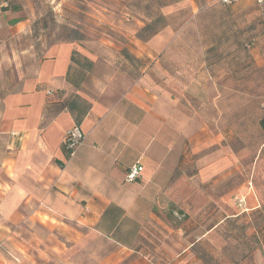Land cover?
I'll return each mask as SVG.
<instances>
[{"label":"rangeland","instance_id":"1","mask_svg":"<svg viewBox=\"0 0 264 264\" xmlns=\"http://www.w3.org/2000/svg\"><path fill=\"white\" fill-rule=\"evenodd\" d=\"M152 21L156 34L137 39ZM7 26L28 33L12 43L0 35L3 73H14V60L31 73L50 47L75 44L95 62L80 91L97 98L146 82L164 97L159 107L176 110L174 143L184 139L189 158L171 182L184 191L176 197L188 212L171 202L154 214L171 222L176 249L199 258L183 264H264V7L255 0H0V29ZM141 215L127 228L141 225L162 237L164 228ZM138 240L133 249H155L144 236ZM112 247L103 236L71 244L37 220L0 224V264H101Z\"/></svg>","mask_w":264,"mask_h":264},{"label":"crops","instance_id":"2","mask_svg":"<svg viewBox=\"0 0 264 264\" xmlns=\"http://www.w3.org/2000/svg\"><path fill=\"white\" fill-rule=\"evenodd\" d=\"M24 30L7 26L0 35L10 37L12 43L17 35H27ZM72 50L89 58L75 44H57L45 51L31 73L24 74L17 60L11 63L13 74L0 70V224L37 220L71 244L103 236L117 248L112 247L101 264L127 259L130 264H149V259L166 260L165 264H183L189 258L198 262L187 247L175 248L171 222L159 221L154 214L166 211L171 202L178 211L188 212L176 197L184 191L171 182L180 160L189 158L184 139L174 143L176 110L159 107L158 100L164 97L152 93L146 82L97 98L75 90L66 81ZM71 92L89 109L79 124L83 145L70 158L63 150V139L75 125L71 114L63 110L46 120L45 112L50 103L66 99ZM133 165H140L142 173L136 182L128 183L126 173ZM111 207L121 211L122 217L118 231L107 234L98 226ZM192 209L201 210L199 205ZM141 213H149L151 222L164 228L162 237L154 239L158 236L152 231L145 234L141 225L132 231L127 228V221L142 217ZM215 228L216 224L210 230ZM139 236L155 249L149 253L133 249L136 240L140 243Z\"/></svg>","mask_w":264,"mask_h":264},{"label":"trees","instance_id":"3","mask_svg":"<svg viewBox=\"0 0 264 264\" xmlns=\"http://www.w3.org/2000/svg\"><path fill=\"white\" fill-rule=\"evenodd\" d=\"M17 8H13L12 10H16ZM4 11H9V7L3 8ZM161 20H159L160 22ZM157 32V24L156 22L152 21L149 24H145L144 27L137 33L136 37L137 39L141 41H146L149 36L155 35ZM146 35V36H144ZM68 40H72V38H67ZM82 36H74L73 42L82 40ZM82 56V57H81ZM80 59L83 62H80ZM71 65L69 67L66 81L75 89L80 91L83 81L86 79V75L88 74L92 67L94 66L95 62H92L85 56L81 55L77 51H73V55L70 58ZM73 72V79H71V74ZM86 74V75H85ZM70 98V99H69ZM89 105L81 100V98L78 95H70L67 99H64L62 101L52 102L47 106L45 119L49 120L50 118H53L57 116L61 111L66 110L68 111L73 120L75 125L79 126L82 119L88 112ZM260 126L264 130V119L260 121ZM63 150L68 156V152L66 151L64 144H63ZM122 217L121 211L118 209L111 207L108 208L101 218L102 224L98 226V229L101 231L106 232L107 234L111 230L118 231L119 229V222Z\"/></svg>","mask_w":264,"mask_h":264},{"label":"built area","instance_id":"4","mask_svg":"<svg viewBox=\"0 0 264 264\" xmlns=\"http://www.w3.org/2000/svg\"><path fill=\"white\" fill-rule=\"evenodd\" d=\"M219 2L230 5L237 0H218ZM256 4L259 7H264V0H255ZM83 134L79 128V126H73L70 129H68L65 133L63 144L68 152V156L71 158L75 155L77 150L83 145ZM142 173V167L140 165H133L131 166L125 177V181L128 183H134L136 180L140 177Z\"/></svg>","mask_w":264,"mask_h":264}]
</instances>
